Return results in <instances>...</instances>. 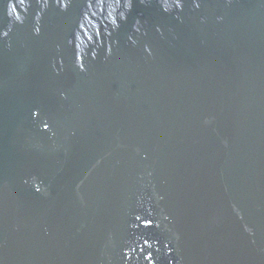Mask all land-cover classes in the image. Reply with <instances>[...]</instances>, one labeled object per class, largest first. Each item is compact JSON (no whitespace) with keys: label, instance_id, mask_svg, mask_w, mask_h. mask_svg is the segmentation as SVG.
Here are the masks:
<instances>
[{"label":"water","instance_id":"obj_1","mask_svg":"<svg viewBox=\"0 0 264 264\" xmlns=\"http://www.w3.org/2000/svg\"><path fill=\"white\" fill-rule=\"evenodd\" d=\"M0 264H264V0H0Z\"/></svg>","mask_w":264,"mask_h":264}]
</instances>
